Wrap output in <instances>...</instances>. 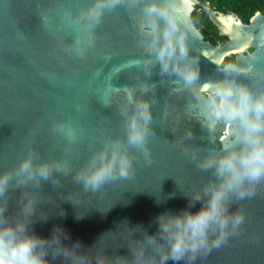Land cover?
I'll list each match as a JSON object with an SVG mask.
<instances>
[{
  "label": "water",
  "instance_id": "water-1",
  "mask_svg": "<svg viewBox=\"0 0 264 264\" xmlns=\"http://www.w3.org/2000/svg\"><path fill=\"white\" fill-rule=\"evenodd\" d=\"M14 2L24 6L22 12L13 11ZM162 2L183 34L188 60L199 67L196 86H210L222 78L220 69L224 65L235 64L252 69L251 73L239 74V80L254 91L264 90V12L257 11L244 22L233 11H217L207 0ZM86 3L0 0V170L13 169L30 149L38 159L67 162L72 171L67 175L57 173L54 180L58 183L42 182L38 196L49 219L36 222L33 229L48 236L59 224L72 240L87 246L102 233L113 231L98 244L110 248L107 251L111 255V248L128 237L124 221L130 228L139 223L152 233L158 214L188 207L182 193L200 189L214 177L186 153L194 149L212 151L218 148V141L227 147L231 126L226 125L218 138L216 127L202 126L196 96L177 84L175 76L161 74L159 64L146 74L132 63L145 56L139 30L144 0H122L105 11L96 25L95 46L83 56L68 55L66 45L73 39L65 43L59 18L73 6ZM196 7L205 11L225 41L213 43L205 38L192 19ZM159 23L163 26V19ZM229 55H234V61L223 65ZM124 87L135 88L137 95L150 103L148 148L152 163L147 164L142 153L130 147L135 169L132 176L111 180L96 192L85 191L74 180L75 170L106 140L124 138L123 117L118 109ZM59 122L72 124L75 141L69 142L54 129ZM250 187L251 195H233L230 199L229 211H238L244 217L238 229L230 231L219 247L179 264H264V180ZM68 194L78 206L66 199ZM19 195L20 190L13 189L5 197L13 213ZM154 195H160V204ZM200 206L197 201L190 210L195 212ZM61 210L66 216L58 215ZM76 211L86 215L77 220ZM116 252L126 255L127 249L121 247Z\"/></svg>",
  "mask_w": 264,
  "mask_h": 264
},
{
  "label": "clouds",
  "instance_id": "clouds-1",
  "mask_svg": "<svg viewBox=\"0 0 264 264\" xmlns=\"http://www.w3.org/2000/svg\"><path fill=\"white\" fill-rule=\"evenodd\" d=\"M121 2L87 0L85 6L70 17L75 35L66 45V51L83 55L86 46L95 43L94 30L105 11ZM142 12L139 30L145 56L132 63L146 74L159 64L161 74L175 76L177 84L192 91L199 104L197 117L203 127L231 126L227 147L212 151L194 149L186 153L214 179L191 193H182L189 202L188 207L158 214L152 233L139 223L130 228L124 221L122 226L126 227L128 237L111 248L110 255L107 251L110 248L98 244L106 233L113 231L102 233L91 246L72 240L59 224L52 227L48 236L34 231L36 222L49 219L48 213L41 209L38 196L42 182L58 183L54 176L67 175L72 169L65 161L38 159L30 149L13 169L0 170V264H167L169 260L179 264L186 258L194 260L198 253L209 251L211 247H219L230 231L235 232L243 222L241 213L229 211L230 199L233 195L241 198L251 195L250 186L264 180V90L254 91L239 80V74L251 73L252 69L235 64L224 65L220 69L224 75L210 86H196L199 67L188 60L183 34L169 7L162 0H144ZM161 19L163 26L159 23ZM122 91L123 99L118 107L123 117L124 138L106 140L75 170L74 180L85 191L96 192L111 180L132 176L135 169L130 147L139 150L147 164L152 163L148 148L150 103L137 95L133 87H124ZM53 127L69 142L76 140L72 124L59 122ZM187 135L191 136L190 130ZM13 189L20 190L14 213L5 201ZM154 196L155 202L160 204V195ZM66 199L78 206L71 194ZM197 201L201 206L193 212L190 209ZM58 215L64 217L66 213L61 210ZM85 215L76 211L74 218L79 220ZM213 234L215 238L210 239ZM121 247H126V255L116 252Z\"/></svg>",
  "mask_w": 264,
  "mask_h": 264
},
{
  "label": "trees",
  "instance_id": "trees-1",
  "mask_svg": "<svg viewBox=\"0 0 264 264\" xmlns=\"http://www.w3.org/2000/svg\"><path fill=\"white\" fill-rule=\"evenodd\" d=\"M211 6L217 11L235 12L242 21L248 22L250 17L257 11L264 12V0H207ZM192 19L197 27H199L205 38L210 39L213 43H221L226 40V37L219 34L217 27L208 18L205 11L196 7L192 13ZM234 61V55L225 57L223 65ZM224 131V126H218L215 130L217 136ZM217 146L220 147L219 141Z\"/></svg>",
  "mask_w": 264,
  "mask_h": 264
},
{
  "label": "snow or ice",
  "instance_id": "snow-or-ice-1",
  "mask_svg": "<svg viewBox=\"0 0 264 264\" xmlns=\"http://www.w3.org/2000/svg\"><path fill=\"white\" fill-rule=\"evenodd\" d=\"M85 6V5H83ZM83 6H73L68 12L62 14V16L59 18V21L62 25L61 27V31L64 33V41L67 44L69 41H71L75 35V31H74V24L71 22L70 17L75 15L76 12L78 11V9H80ZM23 5L19 2H14L12 3V9L14 12L16 13H20L23 11ZM95 43L89 46H86V48L84 49L83 55L85 52H87L88 50H90L91 48H93L98 40V34L96 33V27H95ZM68 55H72V56H83V55H79L76 53H69L67 52ZM115 102V101H113ZM119 109V108H118Z\"/></svg>",
  "mask_w": 264,
  "mask_h": 264
},
{
  "label": "built area",
  "instance_id": "built-area-1",
  "mask_svg": "<svg viewBox=\"0 0 264 264\" xmlns=\"http://www.w3.org/2000/svg\"><path fill=\"white\" fill-rule=\"evenodd\" d=\"M218 126H222V125H218ZM223 126H224V131H225V127H226V125H223ZM224 131L222 132V134L224 133ZM222 134H220L219 137H220ZM219 137H218V138H219Z\"/></svg>",
  "mask_w": 264,
  "mask_h": 264
},
{
  "label": "flooded vegetation",
  "instance_id": "flooded-vegetation-1",
  "mask_svg": "<svg viewBox=\"0 0 264 264\" xmlns=\"http://www.w3.org/2000/svg\"><path fill=\"white\" fill-rule=\"evenodd\" d=\"M229 12V11H228ZM218 126H216V128H217Z\"/></svg>",
  "mask_w": 264,
  "mask_h": 264
}]
</instances>
